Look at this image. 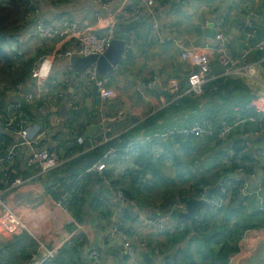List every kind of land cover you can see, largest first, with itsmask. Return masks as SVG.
Listing matches in <instances>:
<instances>
[{"label": "crops", "instance_id": "0c3cea01", "mask_svg": "<svg viewBox=\"0 0 264 264\" xmlns=\"http://www.w3.org/2000/svg\"><path fill=\"white\" fill-rule=\"evenodd\" d=\"M34 1H38L34 4L38 5L39 17L48 24L59 26L69 24L74 29L99 36L105 31L106 13L94 5L92 0ZM123 4L139 5L140 11L137 16L142 17L144 14L142 0H126ZM0 6L11 8V0H0ZM153 11L157 22L156 36L152 34L151 24L146 22L151 30L145 32L144 24L141 23L142 28L137 33H129L121 62L108 74L110 79L108 88L116 92L114 99L102 100L97 92L80 87L78 81L73 86V76L64 87L47 90L41 97L27 103L21 94L31 89L27 83L28 79L23 84L13 85L12 81L7 79V72L0 73V153L6 154L16 141L15 136L4 130L2 118L8 111L15 112L17 107L29 122L24 127L29 137L45 132L44 139L34 150L56 149L59 153L58 170L77 156L75 153L66 158L77 143V139H72L70 135L76 134L75 126L77 130L81 125L84 126L83 136L87 141L104 133L110 142H113L137 123L143 122L172 102V96L163 89L165 80H175L180 91L184 92L188 88V80L196 73L197 68L189 62L182 61L181 46L191 43L198 50L200 47L211 46L212 34L207 31L213 30L216 21L223 20L222 28L229 40L228 55L233 60L239 58L241 50L245 48L244 38L237 28L248 22H254L264 28V0H168L166 8L161 11L153 8ZM26 23L28 22L22 18L17 25L10 28L11 32L6 36L2 46L3 51L9 55L21 51L26 60L36 57L35 62L38 56H45L50 52L62 53L60 57L53 58V61L38 66L41 83L46 84L54 78L58 79L69 65V60L63 55L64 51H76L74 41L70 38L64 41L39 40L32 29L33 24ZM260 33L262 34L260 40H264V29ZM260 57L249 56L247 59V64L257 71L255 78L226 76L223 74V68L214 69L218 64L213 57L212 79L229 77L233 84L227 89L228 92L220 91L214 97L209 94L203 96L193 112L186 111V121L178 120L177 124L180 127H187L194 115L211 111L223 113L237 105L233 98H239L241 101L242 95L246 92L251 98L263 92L264 76L261 62L264 58ZM21 62L13 64L19 66ZM2 64L3 61L0 60V66ZM149 84L151 87L145 90V95L135 93L136 87ZM73 99L77 111L73 112V116L74 114L76 116L72 123L68 116L71 115L70 104ZM20 105L24 110L19 108ZM161 123L162 121L159 122ZM98 125L101 126L100 130L94 131L87 139L89 130ZM255 125L259 129V125ZM257 127L250 124L245 130L236 132L231 138L219 143L211 144L208 141L202 144L190 139H181L180 142L173 141V145H167L165 148L170 147L169 150L164 148L154 151L157 157L154 167L157 170L153 176L144 177L148 182V190L147 187L136 184L132 189L141 190V197L137 200L125 197L132 205H136L140 214L146 218L158 215L170 218L172 204L180 203L179 200L183 199L185 191L183 189L186 188L185 198L194 185L196 192L193 193V197L196 198L197 193L205 187L210 192L221 184L222 179H226L227 175L239 168L242 173L238 176L241 181L238 190L243 184L247 185V192L258 188H263V191L258 196H253L254 204L243 208L240 203L243 197H240L238 190H234L236 194L232 197L230 205H233L232 210H235L236 214L227 220L226 224L223 223L226 219L224 216L226 208L214 210L209 207L194 210L190 226L178 214L186 222V230L189 232L182 243H167L159 235V231L140 225L129 235L130 240L133 244H138L143 239L150 243L147 244V252L152 258V264H164L165 260L174 259H176L174 264H185L183 262L185 258L181 256L187 249L192 254V263L227 264V259L224 258L225 262L222 256L220 257L224 261L203 254L208 249L211 251L216 249L219 253L222 247L215 245V238H220L225 232L223 237L228 238L225 244L231 241V244H236L238 248L245 250L244 252L252 250L235 264H264V227L249 228L253 219L244 214V211H247L248 215L258 213V207L264 205V155L261 154H264V128L258 130ZM28 152V148L18 147L14 160L9 161L4 170L0 169L2 203L0 216L3 217L0 220V258L4 264H29L32 254L36 251V239L41 242L46 240L48 245H54L64 240L66 236H72V243L78 244L76 254L80 260L82 258V264H87L88 253L93 249L98 253L99 264H126L119 249L118 236L121 234L114 239L106 235L111 227L110 217L117 209L112 181L119 174L107 172L108 183L92 173L81 180L83 189L79 192L74 205L82 207L83 217L77 220L64 205L69 196L65 191L67 187L57 182L53 190H48L45 187L48 174H40L37 168H26L25 159ZM220 162L227 165L218 164ZM16 178L20 180V184L12 187V181ZM138 179H141L139 174ZM138 179L133 180V183H138ZM123 187L129 188L131 185L126 182ZM218 192H215L213 197H208L206 193L204 201L215 198ZM248 198L250 202L252 199L250 196ZM212 213L215 216L214 223L210 221ZM177 224L178 221L172 218L164 223V227H175ZM243 225L245 228L242 229ZM175 237L176 235L173 239ZM210 238L211 245H207ZM193 253L196 254V258H193Z\"/></svg>", "mask_w": 264, "mask_h": 264}, {"label": "built area", "instance_id": "2783aa9c", "mask_svg": "<svg viewBox=\"0 0 264 264\" xmlns=\"http://www.w3.org/2000/svg\"><path fill=\"white\" fill-rule=\"evenodd\" d=\"M93 4L102 8L106 13L107 25L103 35L99 36L88 31H82L74 29L73 26L69 24H63L62 26L56 24H48L46 21L39 17L38 10L34 4V0L29 1V4L24 9L23 20H31L32 29L35 36L42 41H52L59 39L64 41L66 38H70L74 41L76 46V51L66 50L64 51V57L70 60L72 57H88V56H102L110 42L114 39L115 27L120 20H129L130 18H135L139 11V5L129 6L124 5L126 0H92ZM144 5V14L149 16L150 24L152 26V34L156 36L157 34V22L155 21V13L153 8H158L159 11L163 10L168 6V0H142ZM223 20L216 21L212 27L213 37L211 46L200 47L198 50L191 43L181 46V59L184 62H189L191 65L196 66V73L188 80V88L181 92L177 82L173 79L165 80L163 84V89L167 91L172 96V101L177 100L183 96L198 97L203 94L204 86L212 81L211 77V60L213 57L216 59V63L223 68V74L226 76H237L245 78H255L257 71L247 64V59L254 51L264 52V40L257 42H252L257 36L258 26L254 22H248L237 28L240 35L243 36L245 41V48L241 50V55L237 59H231L228 55V37L224 33ZM159 40V39H158ZM58 52H50L45 56H38L36 63L34 64L30 78L27 83L31 86L29 91L23 92L21 95L24 100L29 103L33 100L41 97L47 90L53 88L64 87L74 76V69L71 65L64 70L63 74L57 79L54 78L51 82L43 84L39 80L40 70L38 66L44 65L60 57ZM11 60L14 62H21L25 60V55L21 51L10 54ZM243 67V68H240ZM108 75L99 76L95 66L88 68L79 78L78 83H83L84 85L90 84L98 93L102 100H110L116 97V92L108 88L109 84ZM151 85H146L144 87H136L134 89L135 93L138 95H145V90L149 89ZM18 89V87H16ZM76 99V97L74 98ZM73 102L70 104L71 115L68 116V120L72 119L73 112L77 111V108ZM3 128L6 132L15 136L16 142L10 147L6 154L0 153V169L4 170L9 161H13L16 156L17 148L24 146L29 149L27 158L25 159L26 168H37L40 174H48L49 172L57 169L60 165V159L56 151L54 150H40L35 151L34 148L42 142L45 136V132L42 131L36 136L29 137L26 134L24 127L29 124L28 120L24 117L23 112L15 108V112L8 111L2 118ZM249 126L250 124L257 127L255 124L259 125V129L264 128V91L256 94L249 103L245 106L243 112H237L235 117L231 122L220 121V124L213 126L212 121L202 120L194 121L191 125L187 127H180L178 125L171 126L166 131L155 132L151 135L146 136L143 139V144L140 145L138 142H133L126 144L122 148L108 147V149L103 153L102 157L87 169L85 173L79 176L78 180H83L86 175L92 173L96 174L100 180L108 183L106 178L107 172H113L119 174V176L112 181L115 186L116 195V211L110 217L111 227L106 233L108 238H116L118 236L120 242V252L123 254L126 264H142V254L147 253V244H150L143 239L138 244H133L130 240V234L132 231L136 230L140 225H144L150 230L159 231V235L162 239L165 237L164 234H173L175 232H181L185 223L178 221L175 227H164V223L168 222L170 219L175 218L176 214H182L186 211V203L191 199L195 200H205V195L208 193V188L205 187L204 190L197 193V197H193V193L196 191L191 189L188 191L186 198V203H175L171 206V217H151L146 218L142 216L139 208L132 205L131 202L125 198L121 187L118 186L117 182L127 180L133 175V170L136 167L131 168L133 164L139 159L142 153V148L144 146L153 147V150H162L160 147L161 143L172 142L178 138L190 139L195 143L205 144L206 142L219 143L225 141L237 130H242L243 128ZM245 126V127H244ZM258 129V127H257ZM258 129V130H259ZM82 139H79L82 142ZM110 143V140L105 136L104 133L97 135V137L89 140V149H94L96 147ZM264 155L263 153H261ZM240 155H238L239 158ZM237 159V158H236ZM240 160V159H237ZM221 165V162L218 163ZM216 164V166L218 165ZM242 173L241 168L232 171L231 174L227 175L226 179L220 181L221 184L219 192L215 198H210L207 200L209 207L214 210H219L230 205L232 200V194L230 193V188L234 185V182H241L238 176ZM105 174V175H104ZM137 175V174H136ZM138 176V175H137ZM140 176V175H139ZM143 176L141 175L140 178ZM13 186H18L20 184L19 179L12 181ZM247 185L242 184V186L237 191L242 197L240 201L242 207L248 205L249 198L253 196H258L263 188H258L255 191L247 192ZM213 197V196H212ZM1 203V202H0ZM2 205V203H1ZM123 208H126L125 210ZM128 212L133 215V224L126 219L125 213ZM258 213H264V205L259 206L257 209ZM3 217L0 216V220ZM228 238L221 240L216 244L218 247H223ZM72 241V236L64 237V240L58 244L48 245L45 240L41 242L36 239V251L32 254L29 264H54L56 257L60 249L69 244ZM215 251H217L215 249ZM237 247L235 253L231 254L227 258V264H235L244 257L249 255L252 250L244 252ZM89 264H99L98 253L95 249L88 253ZM0 264H4L0 258ZM164 264H171L170 260H165Z\"/></svg>", "mask_w": 264, "mask_h": 264}, {"label": "trees", "instance_id": "16d2710c", "mask_svg": "<svg viewBox=\"0 0 264 264\" xmlns=\"http://www.w3.org/2000/svg\"><path fill=\"white\" fill-rule=\"evenodd\" d=\"M28 1H31V0H11V8H3L0 6V60L3 61L2 66H0V73L7 72V74H8L7 79L9 81H12L13 85H17L20 83L23 84V82H25L27 79H29L31 69L34 66V63H36L35 62L36 57H35V59L34 58H30V60L25 59V61L21 62L19 66H15L13 64L14 62L12 63L10 55L6 54V52H4L3 48H2L3 44L5 43L6 36L9 34V32H11L10 28L17 25L19 22V19L22 20L21 16L23 17L24 9L29 4ZM58 1L63 2L64 0H58ZM26 22L31 23V20H27ZM146 22H148V24L150 25V18L146 14H143L142 17L136 16L135 18H130L129 20H120L115 27L114 38L127 41V37L129 35V33H131V32L137 33L138 30H140L142 28L141 23L144 24L145 32L146 31L149 32V30H151V29H150V26L146 25ZM28 23H26V24H28ZM240 26H242V25H240ZM257 26H258L257 36H256L255 40L252 41L253 43L257 42L261 39L260 37L262 36V34L260 32H262V30L264 29L260 25H257ZM15 30H16V28H15ZM147 35H148V33H147ZM260 55H261V57H260ZM250 56L255 57V58L260 57L261 59H263L264 58V52L254 51L253 53H251ZM261 63H262L261 68H262V72H263V76H264V60ZM110 73H108V74H110ZM108 74H106V75H108ZM99 76H102V75L99 74ZM19 81H22V82H19ZM232 84H233L232 79L229 77H223V78H220L217 80H212L204 86L203 94L201 96H198V97L183 96L177 100H174L169 105H167L165 108H163L162 110H160L159 112L154 114L153 116L146 118L141 123H137L134 127H132L130 130H128L124 135L120 136L116 141L107 143L105 145L96 147L94 149H89V145H88L89 140L87 141L83 136L84 135V128H83L84 126L81 125L78 130L76 129V126H75L76 134L70 133V135H72V139H77V143L74 144L75 146H73L72 151L67 154L66 158L71 157L75 153L77 154V156L75 158H73V160H71L67 164H65L62 168H60L58 170L55 169V170L49 172L48 177L46 179L45 187L48 190H53V186L55 184H57V182L64 184L67 187V189L65 191L68 192V194H69L68 198L64 202V205H66L68 207V209L71 211V213L76 216L77 220H81L83 217L82 207L78 206V204L74 205V203L77 202V198L79 197V192L83 189L82 188L83 185L81 184V181L78 180L77 178L79 176H81L83 173H85L87 169L91 168V166L94 165L102 157L103 153L108 149V147L113 146L115 148H122L126 144L133 143V142H138L140 145H142L143 139L146 136L151 135L155 132L166 131L171 126L178 125L177 124L178 120L186 121V118H185V116L187 115L186 111L193 112L194 109L200 104V100L202 99L203 96L209 94V95H213V97H214V96H217L220 91L226 90V92H228L227 89ZM80 85H81L80 87H82V88L86 87V89H89L93 92L95 91V89L90 84L84 85L83 83H80ZM233 99L236 100L237 105L235 107H233L231 110H229V111L226 110L223 113L213 112V111L205 112V113H199L197 116H195V115L192 116L193 120H192L191 124L194 121H202V120L212 121L213 126H217L218 124H220L221 120H223L225 122H231L233 120V118L235 117L237 112H243L245 110V106L249 103V101L252 98H251V96L248 95V92H246V93H244V95H242L241 101H239V98L238 99L233 98ZM241 102H243V103L241 105H239ZM19 108L21 110H24L23 107L21 108V105L19 106ZM75 116L76 115L74 114V116L71 119V122L73 121V118ZM160 121H162L161 124H159ZM166 124H167V127H165ZM184 126H186V125H184ZM246 126H247V124H246ZM247 127L243 128L242 130H245ZM240 131L241 130H237L236 132L239 133ZM236 132L234 134H236ZM73 134H75V136ZM82 138H83V140H82V142H80L79 139H82ZM92 138H94V137H92ZM180 140H181V138H178L175 141L180 142ZM15 142L16 141H14V143ZM170 144L173 145L174 142L173 143H170V142L161 143L160 147H162L161 149L164 150V148ZM153 149H154L153 147H148L147 145L142 148L141 156L133 164V166L131 168V171H132L133 167H136V169L133 170L134 171L133 173L136 172L137 175L138 174L140 176L142 175L143 178L153 176L154 172L157 170V168L154 167V164H156V162H157V159H156L157 157L155 156V154H154L155 150H153ZM165 149L169 150L170 147L165 148ZM53 150L57 152L56 149H53ZM57 154L59 156L58 152H57ZM133 175L131 174L129 179L123 180V181H126L127 183H129V185H131V187H129V188L123 187V185L126 183V182L123 183V181L117 182V184H118V186L121 187V189H122L121 191L123 192L125 197H129L132 200H137V198L141 197V195H142L141 190L136 191V190L132 189V187L137 184V185L145 188L148 186L147 185L148 182H147V179H145V178L142 179V177H141V179H138V181H137L138 183H133V178H132ZM195 185L197 186V185H199V183L195 184ZM239 185H240L239 182H234V185L230 188V193L232 194V196H234V194H236L234 190L237 191ZM113 187L115 188L114 185H113ZM194 188H195L194 185H192L191 189H194ZM146 190H148V187ZM183 190H185L184 191V196H185L186 188ZM184 196H183V199L179 200L180 203H186V198H184ZM240 197H242V196L240 195ZM254 203H255V199H252V200H250V202L248 201L247 206L252 205ZM232 207H233L232 204L225 207L226 213L224 214V216H226V219L223 220V223H225V224L227 223V220H229L232 216L234 217V215L236 214V211L232 210ZM225 208H221L219 210H223ZM243 208H245V207H243ZM244 214L246 216H250V218L253 219L251 222L252 224L250 225L249 228L264 227V213H262V214L253 213L252 215H248L247 211H244ZM125 217L129 221L133 220V215L128 213V212L125 213ZM159 217H161V216H159ZM175 219L179 222L184 221L179 217L178 214L175 215ZM210 221H212V223L215 222V216H213V213L211 214ZM240 226L241 225L239 224V227ZM243 228H245L244 225L242 226V229ZM193 230L196 231L197 228L193 229ZM225 234H226V232L220 238L219 237L215 238V245L218 242H220L221 240L226 239L225 237H223ZM164 235H165L164 239L166 240L167 243L174 242V244H178V243H182V241L189 235V232H188V230H186V226H185L181 232H175L174 234H164ZM175 235H176V237H175V239H173V236H175ZM211 238L209 239L207 245H211V244H209L211 241ZM200 240H202V239H200ZM77 246H78V244H76L75 242L72 243V241L69 244L63 246L60 249L59 255L56 258L54 264L55 263H57V264H82V258L80 260L76 254V251L78 250ZM236 250H237L236 244H234V243L231 244V241H230L229 243L225 244L221 248L219 253H217L218 251H215V250L211 251L208 249L203 254H206V257H207V255L210 257L215 256L216 258L220 259L221 261H224L225 259L228 258L229 255L235 253ZM215 252H216V254H215ZM220 256H222L223 259L224 258L225 259L224 260L221 259ZM182 257L185 258L183 260V262L185 264H190V263L196 264L195 262L192 263V254L189 252V249L186 250V254H184ZM1 261L4 263L3 260H1ZM89 262H91V260H88L87 264H89ZM175 262H176V259L170 260L171 264H174ZM225 262H226V260H225ZM143 263L152 264V258L149 256L148 252L142 254V264Z\"/></svg>", "mask_w": 264, "mask_h": 264}, {"label": "water", "instance_id": "95a60500", "mask_svg": "<svg viewBox=\"0 0 264 264\" xmlns=\"http://www.w3.org/2000/svg\"><path fill=\"white\" fill-rule=\"evenodd\" d=\"M207 33L212 34V30L208 29ZM125 40L114 38L110 44L107 47L106 52L102 56H88V57H72L68 64L74 67V78L72 85L76 83V81L79 80L80 76L91 66H95L98 74L100 75H106L110 73L112 70H114L118 64L121 62L123 58V53L125 51ZM219 68L220 66L216 65L214 69ZM101 126H95L94 128H91L86 135V138L89 139L90 135L96 131L100 130ZM93 175V174H92ZM133 180L136 181L138 179V176L134 174L132 176ZM220 185L218 184L213 190L208 192L207 196L211 197L215 192L217 193L219 191ZM209 209L208 202L204 200H195L191 199L187 201L186 203V213L180 214V217L187 221L188 226L191 225V216L194 210H201V209Z\"/></svg>", "mask_w": 264, "mask_h": 264}, {"label": "rangeland", "instance_id": "374dc122", "mask_svg": "<svg viewBox=\"0 0 264 264\" xmlns=\"http://www.w3.org/2000/svg\"><path fill=\"white\" fill-rule=\"evenodd\" d=\"M34 2L37 4L38 1H34ZM36 7H38V5H37ZM176 156H177V155H176ZM178 157L181 159L180 155H179ZM165 161H166V160H165ZM183 168H184V167H183ZM171 191H173V189H172ZM185 254H186V253H185ZM204 255H205V254H204ZM204 255H203V256H204ZM182 256H183V255H182ZM182 256H181V258H184V257H182ZM193 258H196V254H195V253H193ZM210 261H211V260H210Z\"/></svg>", "mask_w": 264, "mask_h": 264}, {"label": "clouds", "instance_id": "9594fccd", "mask_svg": "<svg viewBox=\"0 0 264 264\" xmlns=\"http://www.w3.org/2000/svg\"><path fill=\"white\" fill-rule=\"evenodd\" d=\"M182 222H184V221H182ZM185 223V225H186V222H184Z\"/></svg>", "mask_w": 264, "mask_h": 264}]
</instances>
